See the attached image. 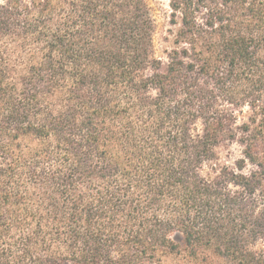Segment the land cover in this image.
Wrapping results in <instances>:
<instances>
[{
    "label": "trees",
    "instance_id": "obj_1",
    "mask_svg": "<svg viewBox=\"0 0 264 264\" xmlns=\"http://www.w3.org/2000/svg\"><path fill=\"white\" fill-rule=\"evenodd\" d=\"M168 5L0 0V264H264V0Z\"/></svg>",
    "mask_w": 264,
    "mask_h": 264
},
{
    "label": "rangeland",
    "instance_id": "obj_2",
    "mask_svg": "<svg viewBox=\"0 0 264 264\" xmlns=\"http://www.w3.org/2000/svg\"><path fill=\"white\" fill-rule=\"evenodd\" d=\"M147 2L154 22V55L163 59L165 57V52L170 49L173 38L172 35L175 29V27L170 24V7L168 5V0H147ZM220 150L222 161L227 163H230L237 153L234 146L222 148ZM207 170L208 168L205 167L204 171ZM254 248L264 249V240L259 241ZM174 261L175 258L167 257L165 259V264H175Z\"/></svg>",
    "mask_w": 264,
    "mask_h": 264
}]
</instances>
